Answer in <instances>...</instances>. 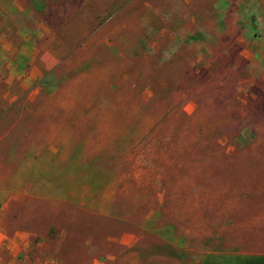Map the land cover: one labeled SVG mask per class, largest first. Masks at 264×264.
<instances>
[{"label": "rangeland", "instance_id": "1", "mask_svg": "<svg viewBox=\"0 0 264 264\" xmlns=\"http://www.w3.org/2000/svg\"><path fill=\"white\" fill-rule=\"evenodd\" d=\"M0 37L42 70L0 79V229L37 264L264 259V0H0Z\"/></svg>", "mask_w": 264, "mask_h": 264}, {"label": "crops", "instance_id": "2", "mask_svg": "<svg viewBox=\"0 0 264 264\" xmlns=\"http://www.w3.org/2000/svg\"><path fill=\"white\" fill-rule=\"evenodd\" d=\"M2 41L0 37V45L5 48V50L0 49V65L4 66L5 73L0 72V79L5 78L9 86L13 83L17 84L20 91L16 94L14 98L16 99L34 87L37 80L41 78L42 70L35 56L31 54L29 46L17 48L13 47L12 43L6 39ZM11 104L12 102L5 104L3 108L8 109L13 105ZM7 155L9 157V152ZM6 205L7 203H3L1 207ZM31 234V231L27 230L0 229V264H37L33 257L34 254L30 251L29 237ZM42 256H45L42 259V264L54 262L48 254L42 253ZM247 257L253 264H264V259L261 256L250 255ZM214 263L217 264V262Z\"/></svg>", "mask_w": 264, "mask_h": 264}]
</instances>
